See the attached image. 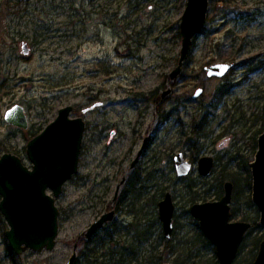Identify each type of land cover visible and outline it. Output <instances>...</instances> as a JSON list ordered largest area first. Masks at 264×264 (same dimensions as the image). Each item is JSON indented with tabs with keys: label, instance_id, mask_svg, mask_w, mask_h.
<instances>
[{
	"label": "rangeland",
	"instance_id": "rangeland-1",
	"mask_svg": "<svg viewBox=\"0 0 264 264\" xmlns=\"http://www.w3.org/2000/svg\"><path fill=\"white\" fill-rule=\"evenodd\" d=\"M187 1L0 0V157L13 153L32 167L29 140L64 107L72 106L71 117L86 123L79 172L56 198L55 249L20 256L8 251L9 225L0 211V264H66L74 252L76 264H92L85 255L92 251L99 262L114 264L109 237L130 246L136 232L129 225L139 224L138 218L153 233L136 247L139 256L155 264H174L181 252L180 264L194 263L197 255L218 261L190 208L218 200L231 171L239 184L231 219L258 224L233 264L253 263L264 239L250 169L264 132V0H211L205 27L173 80ZM215 63L233 69L209 78L204 69ZM222 85L232 88L219 98ZM15 105L24 108L27 129L5 121ZM178 153L193 164L187 177L176 174ZM203 156L216 160L209 177L198 172ZM131 177L139 182L128 192ZM167 192L176 207L175 256L166 251L159 219L158 204ZM118 208L117 219L86 238L96 220Z\"/></svg>",
	"mask_w": 264,
	"mask_h": 264
},
{
	"label": "water",
	"instance_id": "water-1",
	"mask_svg": "<svg viewBox=\"0 0 264 264\" xmlns=\"http://www.w3.org/2000/svg\"><path fill=\"white\" fill-rule=\"evenodd\" d=\"M210 1H187L181 19L180 58L170 75L173 80L181 74L196 37L205 27ZM23 50L25 54L30 52L27 45L23 46ZM232 68L233 65L228 63H215L206 66L204 70L209 78H222ZM202 92L201 88L198 89L194 97H199ZM72 112V106L62 108L55 121L29 140L26 153L32 167L13 153L7 152L0 157V211L9 225L6 232L9 246L17 256L27 251H53L57 245L59 209L56 206V198L63 194L65 185L79 172L86 131L84 119L72 118ZM4 119L8 124L20 129L29 127L28 117L20 105L8 109ZM174 165L179 177H187L192 171V164L185 159L183 153L174 157ZM214 167L215 158L212 156H203L198 161V172L202 177L211 176ZM250 167L253 176L252 201L260 212L259 223L264 226V132L258 138V150ZM233 187V183L228 181L225 183V193L219 200L194 203L190 208L202 233L215 246L220 264L235 262L246 234L253 227L251 222L231 221ZM49 190L53 194H50ZM158 206L164 236L169 240L174 232L173 219L176 209L172 193L167 192ZM115 217L114 210L104 213L90 226L86 238L90 239ZM77 259L78 253L74 252L66 264H76ZM253 264H264V239Z\"/></svg>",
	"mask_w": 264,
	"mask_h": 264
},
{
	"label": "trees",
	"instance_id": "trees-1",
	"mask_svg": "<svg viewBox=\"0 0 264 264\" xmlns=\"http://www.w3.org/2000/svg\"><path fill=\"white\" fill-rule=\"evenodd\" d=\"M231 88L232 87H228L227 88L226 86L222 85V87L218 90L216 95L219 98L222 97V96L228 95V93L231 91ZM230 173L233 175V177H230L229 179H231V180H233L234 182L237 183V177L235 176L236 172L235 171H231ZM138 182L139 181H136L134 179V177H131L130 181L127 184L128 192L132 191V185L137 184ZM222 194H223V189H222V192L220 190L217 193V195L219 197H221ZM0 199H1V197H0ZM135 223H139V224L131 223L129 225L131 227V229H133L136 232V239H135L134 243H132L130 246L127 245L126 241H120V240H116L115 241L113 236L109 237V239L107 241L109 246L110 247L111 246H115L116 247V250L113 251V255H115L114 264H155V260H153L152 257L151 258L141 257V256L138 255V253L136 251V247H138L139 245L147 242L148 240L149 241L152 240L153 233H151L149 231L150 226H148L144 222H141V220H139V218H138V221L135 222ZM253 224H254L253 227H257V225H258L256 222L253 223ZM142 226L145 227L144 230H142ZM136 243H137V245H136ZM118 245H119V248L117 247ZM165 248H166V251L170 255H172V256L176 255V245L173 244V239L172 240H168L166 242V247ZM7 249H8V251L12 252L10 246H8ZM88 254L89 253H86L85 255H86V259H87V261L89 263H92V264L93 263L94 264H111L109 261H105L104 262V260L99 262V257L94 256L95 251H92L90 253V255H88ZM189 255H192V254H189ZM184 256L185 255L182 252L177 254V256L173 260L174 264H180V261H181V259ZM161 258H162L161 256H158V259H161ZM204 258L205 259H201L199 255H197L196 257L193 256L194 263H189V264H219L218 261L211 262V258H207V257H204ZM190 260H191V257H189L188 259H185L184 261L187 262V261H190ZM212 260H214V259H212Z\"/></svg>",
	"mask_w": 264,
	"mask_h": 264
},
{
	"label": "flooded vegetation",
	"instance_id": "flooded-vegetation-1",
	"mask_svg": "<svg viewBox=\"0 0 264 264\" xmlns=\"http://www.w3.org/2000/svg\"><path fill=\"white\" fill-rule=\"evenodd\" d=\"M232 69H233V68H232ZM230 71H231V70H230ZM230 71H229V72H230ZM229 72H228V73H229ZM228 73H227V74H228ZM227 74H226V75H227ZM226 75H225V76H226ZM225 76H224V77H225ZM222 78H223V77H222ZM261 134H262V133H261ZM142 149H143V148H142ZM257 150H258V140H257ZM142 151H143V150H141L140 154L142 153ZM140 154H139V156H140ZM255 155H256V154H255ZM139 156H138V158H139ZM138 158H137V161H138ZM254 160H255V157H254ZM137 161H136V163H137ZM198 161H199V160H198ZM252 162H253V161H252ZM252 162H251V163H252ZM251 163H250V164H251ZM191 164H192V163H191ZM215 164H216V160H215ZM214 168H215V167H214ZM192 169H193V164H192ZM250 169H251V167H250ZM212 173H213V172H212ZM251 177H252V184H253L252 169H251ZM228 181H230L231 183H233V186H234V187H233L232 202H231V212H232V203H233V200H234L235 195H236L235 190L238 189L239 184H238V181H237V183L234 182L233 180H227L226 182H228ZM124 182H125V181H124ZM226 182H225V183H226ZM225 183H224V192H223L222 196H223L224 193H225ZM124 184H125V183H124ZM124 184H123V185H124ZM130 192H131V191H130ZM222 196H221V197H222ZM221 197H220V198H221ZM251 197H252V194H251ZM220 198H219V199H220ZM219 199H218V200H219ZM215 201H216V200H215ZM174 204H175V203H174ZM118 210H120V208L114 210L115 213H116V217H117ZM175 210H176V209H175ZM116 217H115V219H117ZM174 217H175V214H174ZM231 217H232V215H231ZM115 219H114V220H115ZM259 219H260V218H259ZM231 221H233V220L231 219ZM241 221H245V220H241ZM247 222H249V221H247ZM173 223H174V219H173ZM251 223H252V222H251ZM253 225H254V224H253ZM252 228H253V227H252ZM252 228H251V229H252ZM174 231H175V226H174ZM173 234H174V232H173ZM246 235H247V234H246ZM172 238H173V235H172ZM172 238H171V239H172ZM245 238H246V236H245ZM169 240H170V239H169ZM244 241H245V239H244ZM244 241H243V242H244ZM261 241H262V240H261ZM261 241H260V243H261ZM242 244H243V243H242ZM241 246H242V245H241ZM259 246H260V244H259ZM240 249H241V247H240ZM239 252H240V250H239ZM238 256H239V254H238ZM237 258H238V257H237ZM255 258H256V257H255ZM236 260H237V259H236ZM236 260H235V261H236ZM254 260H255V259H254ZM253 262H254V261H253ZM234 263H235V262H234ZM252 264H253V263H252Z\"/></svg>",
	"mask_w": 264,
	"mask_h": 264
}]
</instances>
